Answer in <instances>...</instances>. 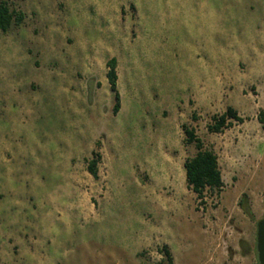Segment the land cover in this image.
<instances>
[{
    "label": "rangeland",
    "instance_id": "rangeland-1",
    "mask_svg": "<svg viewBox=\"0 0 264 264\" xmlns=\"http://www.w3.org/2000/svg\"><path fill=\"white\" fill-rule=\"evenodd\" d=\"M8 2L25 19L0 32V264H258L264 0ZM228 107L244 122L209 133ZM182 125L218 194L187 189Z\"/></svg>",
    "mask_w": 264,
    "mask_h": 264
},
{
    "label": "trees",
    "instance_id": "trees-1",
    "mask_svg": "<svg viewBox=\"0 0 264 264\" xmlns=\"http://www.w3.org/2000/svg\"><path fill=\"white\" fill-rule=\"evenodd\" d=\"M25 16L22 12L12 9L8 0H0V32L6 34L13 27H19L23 24ZM106 79L109 84V88L115 97V105L113 107V114L116 115L120 109L119 95L116 91V60L110 59L106 63ZM262 114H259L258 121L263 125ZM244 119L241 118L237 111L232 107L226 108L221 115H215L211 118V122L207 126L209 133L220 134L224 130L233 127V123L242 124ZM181 130L184 134V143L193 144L196 149V153L189 158H186L183 163V169L185 171L186 186L191 191L197 200L204 198L205 192L218 194L224 186L221 172L218 166V158L212 150L205 149L201 139L195 136V132L192 128L186 125L181 126ZM93 158L87 162V172L94 178H98V164L101 160V156L98 153H92ZM239 208L247 216L252 218V212L250 210L246 195H243L238 202ZM165 262L172 264L170 253L164 248Z\"/></svg>",
    "mask_w": 264,
    "mask_h": 264
},
{
    "label": "water",
    "instance_id": "water-1",
    "mask_svg": "<svg viewBox=\"0 0 264 264\" xmlns=\"http://www.w3.org/2000/svg\"><path fill=\"white\" fill-rule=\"evenodd\" d=\"M255 251L258 264H264V217L256 222Z\"/></svg>",
    "mask_w": 264,
    "mask_h": 264
}]
</instances>
